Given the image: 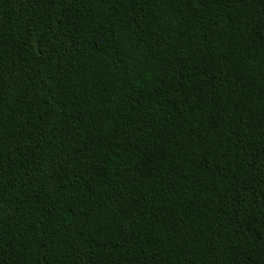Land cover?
Instances as JSON below:
<instances>
[{"label":"trees","instance_id":"16d2710c","mask_svg":"<svg viewBox=\"0 0 264 264\" xmlns=\"http://www.w3.org/2000/svg\"><path fill=\"white\" fill-rule=\"evenodd\" d=\"M0 264H264V0H0Z\"/></svg>","mask_w":264,"mask_h":264}]
</instances>
